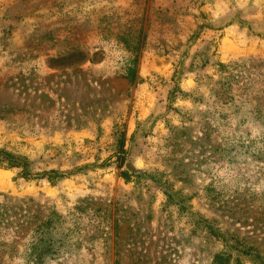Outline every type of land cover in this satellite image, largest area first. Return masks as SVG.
Listing matches in <instances>:
<instances>
[{"label": "rangeland", "instance_id": "rangeland-1", "mask_svg": "<svg viewBox=\"0 0 264 264\" xmlns=\"http://www.w3.org/2000/svg\"><path fill=\"white\" fill-rule=\"evenodd\" d=\"M0 149V264H264V0H0Z\"/></svg>", "mask_w": 264, "mask_h": 264}, {"label": "trees", "instance_id": "trees-1", "mask_svg": "<svg viewBox=\"0 0 264 264\" xmlns=\"http://www.w3.org/2000/svg\"><path fill=\"white\" fill-rule=\"evenodd\" d=\"M8 152L0 149V165L5 167L20 166L21 163L18 160H14L8 157ZM23 166V165H22ZM27 171H23L26 174Z\"/></svg>", "mask_w": 264, "mask_h": 264}, {"label": "bare ground", "instance_id": "bare-ground-1", "mask_svg": "<svg viewBox=\"0 0 264 264\" xmlns=\"http://www.w3.org/2000/svg\"><path fill=\"white\" fill-rule=\"evenodd\" d=\"M5 172H6V171H5ZM4 177H5V176H4ZM3 179H4V178H3ZM3 179H2V180H3ZM7 183H8V182H7ZM3 186H4V185H3Z\"/></svg>", "mask_w": 264, "mask_h": 264}]
</instances>
